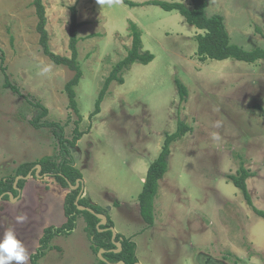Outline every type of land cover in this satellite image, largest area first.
Returning <instances> with one entry per match:
<instances>
[{"label": "rangeland", "instance_id": "374dc122", "mask_svg": "<svg viewBox=\"0 0 264 264\" xmlns=\"http://www.w3.org/2000/svg\"><path fill=\"white\" fill-rule=\"evenodd\" d=\"M43 2L51 48L65 56L72 55L71 6H77L83 76L76 91L84 134L71 148L72 159L82 172L83 196L108 208L117 232L137 244L138 263L203 264L208 256L224 264H264V218L228 177L241 164L253 171L248 188L254 205L264 210V115L256 108L264 107V60L202 61L196 37L204 30L176 9L124 0ZM183 2L192 7L190 0ZM206 11L224 16L232 42L264 47V0H207ZM131 20L142 30L143 50L155 58L134 63L123 84L113 82L101 112L91 118L106 77L132 46ZM37 23L33 0H0V178L24 162L62 156L58 126L50 123L61 124L68 139L77 126L65 91L74 70L45 55ZM4 67L21 93L4 85ZM176 79L187 87L186 100ZM37 103L48 109L40 126L33 123L43 110ZM180 120L191 130L171 145L149 226L138 196ZM26 181L18 196H0V236L14 228L30 264L44 229L66 221L64 200L71 188L37 171ZM20 214L27 215L23 223L16 222ZM86 224L80 214L73 232L54 236L37 264H99Z\"/></svg>", "mask_w": 264, "mask_h": 264}, {"label": "trees", "instance_id": "16d2710c", "mask_svg": "<svg viewBox=\"0 0 264 264\" xmlns=\"http://www.w3.org/2000/svg\"><path fill=\"white\" fill-rule=\"evenodd\" d=\"M184 0L180 1H165V0H147L144 2H136L133 0H124L130 6H140L146 4L159 5L165 10H179L184 15L186 20L199 29L204 30V33L197 35L198 40V54L202 61L208 58L225 60L233 58L246 62H256L264 60V47H254L246 49L242 45L232 42L231 36L226 28L225 18L220 13L208 14L206 11L207 0H190L192 7L186 5ZM33 5L38 16L37 31L40 35L39 42L43 52L53 62L58 65H66L74 70V76L66 83L65 91L69 97V106L78 114L76 120L77 126L74 129V136L68 139L64 136V127L56 122L49 125H57L56 135L59 139V144L62 150L61 157L46 155L37 161H28L20 164L16 169L15 174H9L0 178V196L9 199L10 193L13 196H18L26 184V178L30 172L36 174L37 165H41V174H50L54 176L64 187L76 185L78 179H82V172L75 166L72 159L71 148L77 145L84 132L79 129V123L82 120V115L77 101L76 87L79 85L83 76V70L78 60V29L81 22L78 21V9L76 5L71 6V24H70V48L72 50L71 56L60 55L54 52L50 45V35L47 29V13L46 6L43 0H33ZM130 30L133 37L132 46L129 48L127 55L118 61L112 68L110 74L106 77L104 85L100 90L98 98L95 103V108L91 112L90 117L101 112L102 102L109 91V87L113 82L123 84L125 82L124 74L131 66L136 63L148 64L154 60L155 55L149 50H143L144 44L142 39V30L134 21H130ZM13 39V38H12ZM4 59L2 58V62ZM5 72V86L10 87L13 91L21 93L19 87L10 81L9 74H7L6 67L3 68ZM177 88L181 100H186L188 90L186 85L179 79H176ZM42 107V113L33 120L36 126H40L42 116L47 115L48 109L37 103ZM264 115V107L256 105ZM42 125L44 123H41ZM191 127L183 120L179 121L176 131L166 135L162 149L157 158L150 164L147 175L145 177L143 189L138 196L139 210L142 218L149 226L154 224L155 212L154 203L158 194L160 180L168 171L169 159L171 155V145L173 142L182 138ZM18 176H22L17 180ZM254 176V172L241 164L240 168L235 174L228 175L230 181L239 188L249 204L253 206L258 215L264 218V210L257 208L252 199V195L248 188L247 180ZM81 190V184L76 189H70L64 200L66 221L60 225H51L44 229L43 235L39 240L38 249L31 255L30 264H37L47 250L51 247L50 243L56 235H69L73 232L77 225V218L82 214L86 220V231L91 241L92 249L98 254L103 250L102 255L99 256V264H136L137 244L132 238L117 232L115 238L113 237L112 227L115 226L108 208L98 204L89 202L85 196H82L78 204L90 207L94 210L91 212L87 209H79L76 201ZM97 214H104L107 216L106 223H100L101 218ZM118 243L120 244V250Z\"/></svg>", "mask_w": 264, "mask_h": 264}, {"label": "clouds", "instance_id": "9594fccd", "mask_svg": "<svg viewBox=\"0 0 264 264\" xmlns=\"http://www.w3.org/2000/svg\"><path fill=\"white\" fill-rule=\"evenodd\" d=\"M26 220V214H20L16 217L17 223H23ZM28 259V250L23 241L17 237L15 229L8 228L5 230L0 236V264H27Z\"/></svg>", "mask_w": 264, "mask_h": 264}, {"label": "water", "instance_id": "95a60500", "mask_svg": "<svg viewBox=\"0 0 264 264\" xmlns=\"http://www.w3.org/2000/svg\"><path fill=\"white\" fill-rule=\"evenodd\" d=\"M41 168H42L41 165L38 164V165H37V173L40 172ZM30 175H31V172H30L27 176H25V178L27 179ZM21 177H22V176H18V177H17V180H18L19 178H21ZM80 184H81V190H80V193H79V195H78V197H77L76 204H77V206H78L79 209H82V210H83V209H87V210H89V211H91V212H94V210H93L92 208L87 207V206H84V205H79V204H78L79 199H80V198L83 196V194H84V181H83V179H78L76 185H71V188H72V189H76V188L79 187ZM10 195H11L12 198H13V194L10 193ZM97 216H98L99 218L102 219V221H101L100 223H106V222H107V216H106V215H104V214H97ZM112 231H113V237L115 238V236L117 235V230H116V228H115V227H112ZM118 246H119V249H118V250H120V244H119V243H118ZM102 252H103V250H101V251L99 252L100 256L102 255ZM122 264H124V263H122ZM136 264H139V263H136Z\"/></svg>", "mask_w": 264, "mask_h": 264}, {"label": "flooded vegetation", "instance_id": "af4514ba", "mask_svg": "<svg viewBox=\"0 0 264 264\" xmlns=\"http://www.w3.org/2000/svg\"><path fill=\"white\" fill-rule=\"evenodd\" d=\"M202 254H200V257H199V261H202ZM204 263L203 264H224L223 262H219L218 260L216 259H213L212 257H208L206 256L204 259H203ZM138 263V262H137Z\"/></svg>", "mask_w": 264, "mask_h": 264}, {"label": "crops", "instance_id": "0c3cea01", "mask_svg": "<svg viewBox=\"0 0 264 264\" xmlns=\"http://www.w3.org/2000/svg\"><path fill=\"white\" fill-rule=\"evenodd\" d=\"M145 181V180H144Z\"/></svg>", "mask_w": 264, "mask_h": 264}]
</instances>
